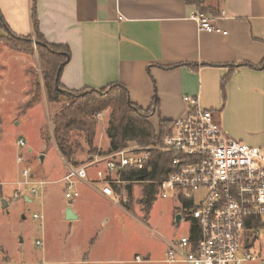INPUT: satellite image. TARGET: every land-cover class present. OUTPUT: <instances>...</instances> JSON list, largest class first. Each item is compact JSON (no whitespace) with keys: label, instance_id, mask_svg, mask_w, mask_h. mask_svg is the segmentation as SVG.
Masks as SVG:
<instances>
[{"label":"crops","instance_id":"1","mask_svg":"<svg viewBox=\"0 0 264 264\" xmlns=\"http://www.w3.org/2000/svg\"><path fill=\"white\" fill-rule=\"evenodd\" d=\"M212 3L219 11L226 10L219 24L227 34L200 31L192 18L198 6L182 0H38L36 8L40 30L47 41L70 47L71 56L60 78L64 87L101 89L123 84L131 101L142 109L157 102L149 119L153 125L154 118L159 124L162 119L171 121L182 116L187 107L185 97L197 96L202 107L216 113L228 134L264 148V0ZM0 10L4 15L21 14V22L25 19L20 23L16 17L11 24L6 17L11 32L24 36L34 33L32 0H0ZM225 77L229 81L223 88ZM102 114L101 119L105 116ZM24 153L27 163H17L18 154L15 170L0 178L3 209H7L10 200L33 203L35 197L50 192L46 186L52 183H63L65 202L57 216L68 224L73 220L79 226L84 221L91 200H120L128 206V185H115L114 196L106 197L88 183L77 182L79 197L67 199V161L61 153L66 170L52 180L35 173L28 165L30 153ZM40 158L43 161L45 156ZM21 166H28L36 180L46 182L37 196L28 186L22 188V197H16ZM96 167L88 169V176L99 188ZM6 186H11V190L4 193ZM122 189L127 190V196ZM70 201L77 218L67 220ZM97 239L94 236L91 240L92 247ZM39 240L43 247L44 240ZM87 256L88 252L83 263H89Z\"/></svg>","mask_w":264,"mask_h":264},{"label":"rangeland","instance_id":"2","mask_svg":"<svg viewBox=\"0 0 264 264\" xmlns=\"http://www.w3.org/2000/svg\"><path fill=\"white\" fill-rule=\"evenodd\" d=\"M212 1L217 0H200L213 7ZM0 13V37L10 34L6 17L11 24L16 17L20 23L25 21L21 22V14L4 15L2 10ZM32 39V46L13 42L17 47L0 39V178L7 171L15 170L16 157L24 151L30 153L28 165L44 180L59 178L66 170L52 131L55 114L63 104L49 101L44 94L34 34ZM34 97L39 101L27 106ZM100 112L105 116L103 119L96 117L98 132L94 147L87 145L83 137H74L82 145L75 156L80 162H85L90 153H98L109 146L106 127L110 110ZM153 121L157 127L156 118ZM20 135L26 140L23 148L17 147ZM40 155L45 156L43 161ZM131 184L133 193L127 201L128 206L120 200L115 203L91 200L87 204L86 218L84 216L79 226L73 220L68 224L57 216L65 202L63 183L47 185L50 192L35 197L33 203L10 200L7 209L0 203V264H162L167 241L187 234L190 222L176 220L181 210L177 199L164 198L159 192L147 208L141 202L145 183ZM10 190L11 186H6L4 193ZM122 192L127 196V190L122 189ZM35 213L42 215L34 219ZM94 236L98 239L92 247L90 242ZM38 239L44 240L43 247H38ZM250 245L257 258L245 264H264V226L254 232ZM86 252L85 259L90 260L89 263H83ZM137 255L147 262H136Z\"/></svg>","mask_w":264,"mask_h":264},{"label":"built area","instance_id":"3","mask_svg":"<svg viewBox=\"0 0 264 264\" xmlns=\"http://www.w3.org/2000/svg\"><path fill=\"white\" fill-rule=\"evenodd\" d=\"M226 10L208 14L193 12L192 18L200 31L222 32L219 24ZM186 112L174 119V128L158 144H138L112 153L93 155L87 163L74 166L68 161L65 176L67 199L79 197L77 182H85L106 197L114 196V186H126L144 179L127 180L129 170L145 169L154 151L170 158L167 178L159 185L164 198L172 196L181 204L182 222H190L187 234L167 241L163 264H245L255 261L246 231L248 222L260 221L264 226V148L231 137L216 113L202 107L197 96H186ZM101 118L102 112L97 113ZM19 148L26 145L22 136ZM27 155L20 152L17 163L26 164ZM96 167L100 187L90 181L88 169ZM16 197L23 196L22 188L32 187L37 196L45 181L33 177L24 166ZM3 183L0 181V186ZM186 202L189 204H186ZM40 214H34L38 219ZM180 221V222H181ZM262 226V227H263ZM256 231V230H255ZM254 231V232H255ZM254 235V234H253ZM42 246L43 241H37ZM135 261L144 263L141 256Z\"/></svg>","mask_w":264,"mask_h":264},{"label":"trees","instance_id":"4","mask_svg":"<svg viewBox=\"0 0 264 264\" xmlns=\"http://www.w3.org/2000/svg\"><path fill=\"white\" fill-rule=\"evenodd\" d=\"M37 1L32 0L33 34L37 38L36 47L41 60L44 94L46 93L49 101L63 104L61 110L55 114L52 131L55 146H57L65 161L74 166L83 164V162L75 158L78 149L82 145L77 141V137H74H83L87 145L91 148L94 147L98 132V120L96 117L100 111L109 109L111 115L108 127L106 128L109 146L106 150L98 151V153H112L115 150L128 147L130 143L140 146L158 144L167 133L173 130L174 120L162 119L159 121L157 127L151 124L149 119L153 114L154 108H157V102L152 107L142 109L131 101L129 92L123 84L115 83L101 89L84 88L72 90L66 86L64 87L61 84L60 78L64 70L63 68L71 56L70 47L66 44L51 43L44 37L40 30L37 16ZM182 1L196 4L198 11L201 13L215 15L220 13L218 7L208 6L205 2H200V0ZM32 35H16L10 31V34L1 36L0 39L9 41L14 47L18 46L19 41L32 46ZM13 42L18 44L16 45ZM228 81L229 77H225L222 83L223 88H225ZM37 101L39 100L36 97L34 99L30 98L26 105L32 106ZM46 145H49L48 141H46ZM98 153H90L87 160H90L91 155ZM150 159L145 169L138 171L129 170L123 174V177L127 180H138L142 176L144 177V195L141 202L147 208L151 206L154 197L158 193L160 183L167 178V168L170 163V158L161 151H154ZM126 188L130 196L133 193L132 184ZM186 204L188 203L186 202ZM262 226L263 223L260 221H256L253 225L252 220H250L246 231L248 237L253 236L254 231Z\"/></svg>","mask_w":264,"mask_h":264},{"label":"water","instance_id":"5","mask_svg":"<svg viewBox=\"0 0 264 264\" xmlns=\"http://www.w3.org/2000/svg\"><path fill=\"white\" fill-rule=\"evenodd\" d=\"M141 179H144V177L142 176L141 177ZM5 203V206H6V202H4ZM77 218V215L74 213V211H73V208H71V201H70V204H69V206H68V210L66 211V219L67 220H72V219H76ZM181 214H177V216H176V220L178 221V222H180L181 220Z\"/></svg>","mask_w":264,"mask_h":264}]
</instances>
